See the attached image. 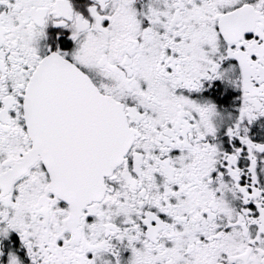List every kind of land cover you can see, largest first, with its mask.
<instances>
[{
    "label": "snow or ice",
    "instance_id": "1",
    "mask_svg": "<svg viewBox=\"0 0 264 264\" xmlns=\"http://www.w3.org/2000/svg\"><path fill=\"white\" fill-rule=\"evenodd\" d=\"M0 264H264V0H0Z\"/></svg>",
    "mask_w": 264,
    "mask_h": 264
}]
</instances>
